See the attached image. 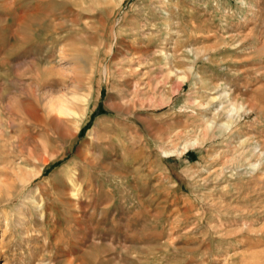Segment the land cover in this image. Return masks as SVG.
Wrapping results in <instances>:
<instances>
[{
    "label": "rangeland",
    "instance_id": "rangeland-1",
    "mask_svg": "<svg viewBox=\"0 0 264 264\" xmlns=\"http://www.w3.org/2000/svg\"><path fill=\"white\" fill-rule=\"evenodd\" d=\"M0 264H264V0H0Z\"/></svg>",
    "mask_w": 264,
    "mask_h": 264
}]
</instances>
